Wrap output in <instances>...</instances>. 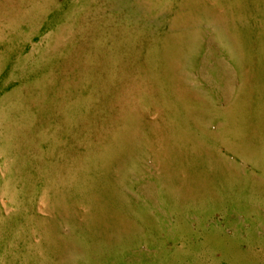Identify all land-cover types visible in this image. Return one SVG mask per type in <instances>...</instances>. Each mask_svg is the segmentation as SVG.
<instances>
[{"label": "rangeland", "instance_id": "obj_1", "mask_svg": "<svg viewBox=\"0 0 264 264\" xmlns=\"http://www.w3.org/2000/svg\"><path fill=\"white\" fill-rule=\"evenodd\" d=\"M0 264H264V0H0Z\"/></svg>", "mask_w": 264, "mask_h": 264}]
</instances>
